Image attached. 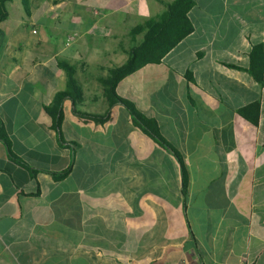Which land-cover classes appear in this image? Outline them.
<instances>
[{"label":"crops","instance_id":"crops-1","mask_svg":"<svg viewBox=\"0 0 264 264\" xmlns=\"http://www.w3.org/2000/svg\"><path fill=\"white\" fill-rule=\"evenodd\" d=\"M173 1L13 6L18 28L0 27V124L35 175L0 141V264H264V83L247 72L264 41V0H192L193 31L116 87L180 154L184 194L177 161L123 107L102 131L66 107L59 132L45 112L65 90L60 62L74 69L79 110L105 113L99 81L141 43L132 31ZM254 104L256 125L239 114Z\"/></svg>","mask_w":264,"mask_h":264},{"label":"trees","instance_id":"trees-1","mask_svg":"<svg viewBox=\"0 0 264 264\" xmlns=\"http://www.w3.org/2000/svg\"><path fill=\"white\" fill-rule=\"evenodd\" d=\"M20 1L22 6L27 10L28 0ZM10 2L11 0H0V23L8 18L7 4ZM192 6V0H175L167 5L166 13L161 20L147 21L132 31L133 35L143 33L141 43L129 50L127 60L122 65L110 69L107 77L99 81L103 87V95L108 106L105 113L92 114L79 110L78 106L82 99V91L74 78V69L60 62L58 65L64 70L66 76L65 90L58 92L51 104L45 107V112L51 118L53 129L59 132L63 121V109L66 107L69 108L70 116L74 123L88 126L93 131H102L108 124L113 123L116 117V107H123L128 113L131 125L158 147L169 152L177 161L181 170L183 194L186 188L187 177L180 154L162 137L156 121L145 117L137 111L133 103L119 97L116 93V87L122 79L142 67L149 64H158L179 41L193 31V26L187 18V13ZM247 72L255 82L261 85L264 83V41L252 47L249 53ZM250 108L258 110V105L254 104L241 109L239 110V114L245 117L252 125H256L257 115L250 117L247 113ZM0 141L5 145L9 156L15 162L26 167L30 174L34 176L35 171L10 152V143L2 124H0ZM66 174L67 172L59 174V177ZM52 175L56 178V174Z\"/></svg>","mask_w":264,"mask_h":264},{"label":"rangeland","instance_id":"rangeland-1","mask_svg":"<svg viewBox=\"0 0 264 264\" xmlns=\"http://www.w3.org/2000/svg\"><path fill=\"white\" fill-rule=\"evenodd\" d=\"M71 1H73V0H71ZM19 2H20L19 0H12L10 8H9L10 11H11V19L8 22L4 23V25H0V27L2 29H4V31L7 32V33H11L14 29L18 28V24L20 22L19 21V16L14 14V12H12V10H13V6H15L16 4H19ZM30 2H32V0H30ZM21 13L23 14V17H24V22L23 23H25L26 21H29L28 17H26L22 11H21ZM18 31H21V33L27 32L29 35L32 36V38L35 37L34 35L31 34V29L29 28V26H23ZM41 58L44 59L45 56H42Z\"/></svg>","mask_w":264,"mask_h":264},{"label":"built area","instance_id":"built-area-1","mask_svg":"<svg viewBox=\"0 0 264 264\" xmlns=\"http://www.w3.org/2000/svg\"><path fill=\"white\" fill-rule=\"evenodd\" d=\"M77 38V33L72 32L70 34H68L65 38V44L66 46L71 45ZM176 264H183L182 262L176 263Z\"/></svg>","mask_w":264,"mask_h":264}]
</instances>
